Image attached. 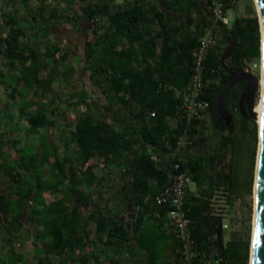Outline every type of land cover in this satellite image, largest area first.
<instances>
[{
  "label": "trees",
  "instance_id": "16d2710c",
  "mask_svg": "<svg viewBox=\"0 0 264 264\" xmlns=\"http://www.w3.org/2000/svg\"><path fill=\"white\" fill-rule=\"evenodd\" d=\"M37 1L35 12L28 11L29 0L19 1L21 7L22 4L26 6L25 11L19 10L20 6L16 1L13 4L8 2L11 5L5 13L4 30L0 34V87L3 90L0 89V92H5L10 106L5 112L0 107V178L4 175L8 179V182L1 180L6 185L5 190L0 184V231L3 228L9 230L11 241L9 245L0 244V264H5V250L13 249V240L17 234H24L28 221L41 226L37 236L43 237L44 241L40 247L34 240L36 253L30 264H92L91 258L94 254L91 250L83 252L82 248L92 245L93 238L118 247L127 243L132 236L130 229L117 214H112L109 209H100L97 193L90 188L97 181L95 168L91 164L96 151L105 156L106 165L117 162L118 166L125 167L124 183L126 191L130 193L125 197L132 206H143V212L137 217L141 221L143 214L152 206L159 207L154 196L169 180V166L165 168L159 163L154 154L148 152V145L158 146L170 155L175 148L177 135L184 129L185 121L180 117L182 126L177 131H172L163 124L162 115L160 121H153L154 125L156 124L154 130L140 134L134 128L129 130L131 118L123 113L120 128L113 127L108 112L114 111L109 102L102 98L95 101V110H101L103 113L101 118H96L92 113L93 108L89 107L90 104L93 105L92 90L89 89L88 92L84 86L76 90L75 98L68 102L75 109L84 106L89 110L79 113L75 129L70 136L75 142L76 151L74 155L68 151L66 156L59 157L58 147L50 138L44 136V128L56 124V120L52 119L49 113L51 106L57 103L54 111H61V102L59 96L55 95L54 86L56 79L62 75L57 57L61 55V59L66 60L72 55L70 50H62L58 36H54L51 47L43 46L44 36L52 32L50 24L56 27L67 23L74 31L81 26L84 28L83 74L91 86L96 85L101 89L102 97L107 99L109 91L104 85L110 81L114 92L123 93V80L128 72L121 77H114L112 73L109 77V45L103 41L101 43L98 38L96 46L94 45V15L99 13L98 4L95 6L92 0ZM84 1L87 2L83 3ZM223 1L228 9L233 0ZM28 14L32 18L31 22L27 19ZM242 20L243 18L236 19L235 25ZM247 21L251 27H240L239 34L245 38V42L240 40L235 43L233 57L239 58L245 53V48H250L248 55L260 59L261 32L257 14ZM29 30L32 31V36L26 39ZM218 66H222L221 60L212 57L210 53L206 61L205 78L220 76L218 72L212 73V69ZM235 69L240 71L242 67ZM74 72L75 68L68 71L70 78ZM132 75L139 77L141 73L134 72ZM226 80L225 78L219 84L206 85V97L211 102ZM72 87L77 88L75 85ZM242 90L243 87L240 90H227L226 109L216 114L214 122L211 120L210 109L208 122L213 131L211 136H199L195 124L201 119L194 121L190 133L193 144L185 150L188 158L184 162L181 160L182 168L201 188L199 195H193L192 200H186L185 203L191 219L192 236L199 242V264H249L251 226H248L246 239L234 234L232 239L225 241L223 217L214 216L210 208V198L218 186H223L232 197L230 204H233L242 192H252L253 172L249 181L240 185L237 132L251 133L256 137L258 124L255 119L245 117L241 113L239 98ZM49 93L53 96L46 101L45 97ZM28 94L33 96L29 98ZM124 107H127L126 102L122 103V108ZM148 107V104H144V111ZM14 108H17L16 117L25 121L24 124L18 122V128L23 131L17 136L12 134L11 130L14 124L13 120H10L11 109ZM22 136L24 138H21ZM216 137V147L213 148L212 140ZM165 139H169L171 148L164 147ZM133 151H136V154H133ZM255 156L254 150L252 160H255ZM51 158H54L52 163ZM46 174L59 178V181H46L43 178ZM153 179L159 185L156 193L150 186ZM96 185L100 186L98 183ZM51 186L55 190L63 187L64 194L48 199L46 191L50 190ZM26 190H30V193H24ZM13 193L16 195L14 200L11 199ZM149 195L152 199L150 204L145 202ZM80 208L90 209V214H84ZM159 209L166 213V208ZM104 234L108 240L104 239ZM147 236L146 232H142L138 240L149 252V247L143 243ZM27 253V248L21 245L16 254L17 258L12 260V263L28 261ZM149 264H154V258Z\"/></svg>",
  "mask_w": 264,
  "mask_h": 264
},
{
  "label": "crops",
  "instance_id": "0c3cea01",
  "mask_svg": "<svg viewBox=\"0 0 264 264\" xmlns=\"http://www.w3.org/2000/svg\"><path fill=\"white\" fill-rule=\"evenodd\" d=\"M14 1L20 6V0H0V34L4 30L5 13L9 11L10 5ZM234 1V3L229 4L227 9L230 23L225 25L215 22L209 0H92L95 6L97 4L100 6L99 13L94 15V45L96 46V38L101 43L103 41V43L109 45V77L112 73L114 77H121L128 72L123 80L125 88L123 93L114 92L111 81L104 85L109 91L107 99L102 97L99 87L90 85L81 69V66L84 65L85 48H80L85 43L84 28L81 26L74 31L67 23H61L58 26L55 24L56 27L51 23L52 32L46 33L44 36L43 46L51 47L54 36H58L63 47L62 50H70L72 55L66 60H62L61 55L57 57L62 75L56 79L54 86L56 89L55 95L59 96L61 102V111L59 113L55 112L54 109H56L57 103L53 104L49 113L51 118L56 120V124L44 128V136L50 138V141L58 147L59 157L63 158L68 151L74 155L76 151L75 142L72 141L70 136L75 129L76 118L79 113L88 112L89 110L84 106L75 109L68 102L70 99L75 98L76 90L84 86H86V91L90 92L89 89L92 90L93 105L90 104L89 107L93 108L92 113L96 118H101L103 113L101 110H95V101L102 98L109 102L114 111V113L112 111L108 112L113 127L120 128L119 123L122 121L121 118L124 113V115L131 118L129 130L134 128L141 134L154 130L156 124L154 125L153 121L155 123L160 121L163 115V124L172 131H177L182 126L179 105L186 94L189 82L191 53L198 38L206 29L209 27L214 28L217 44L210 53L212 57L222 62L221 67L218 66L212 69V73L218 72L220 76L207 79L208 81L212 80L210 83L219 84L225 78L227 79L229 72L225 68L243 67V60H259L258 57L248 55L250 48H245V53L240 55L239 58L233 57L236 49L235 43L240 40L243 43L245 42V38L239 34L240 27L247 26L250 28V22L247 20L256 14L255 7L247 6L245 0ZM85 2L87 1L83 3ZM37 4V0H29L27 4L28 11L35 12ZM77 4H79L78 1ZM102 6L103 12H101ZM25 8L26 6L22 4L19 10L25 11ZM240 18H243V20L236 26L235 20ZM27 19L30 22L32 21L29 14ZM28 33L26 39H30L32 36L31 30ZM46 49L50 50L52 48ZM96 57L95 54L94 58ZM49 60L52 63V59ZM71 68H75V72L70 78L68 71ZM134 72L141 73V75L135 77L132 75ZM72 85L77 88H73ZM0 89L3 91L2 87ZM32 96L33 94H28L29 98ZM52 96L49 93L45 100L49 101ZM123 102H126L127 107L122 108ZM144 104L149 106L146 111L143 109ZM0 105L3 112L6 111L7 107L10 108L5 92H0ZM12 109L10 120H13L12 123L14 124L11 126V130L12 134L17 136L20 131H23L18 128V122L24 124L25 121H21L16 117L17 108ZM152 111L157 113L153 118L150 115ZM208 115H205L195 124L199 136L209 137L213 133L209 127ZM114 117L117 119L115 120ZM63 133L65 137H63ZM50 134L51 136H49ZM168 140L163 141L165 148H171ZM216 141L217 137L213 138V148L216 147ZM96 152L91 164L95 168L97 181L90 188H93L97 193V202L100 209L102 211L109 209L112 214H117L130 229L132 236L127 243L118 247L106 242L101 243L93 238L92 245L83 247L82 251L91 250L94 254V257L91 258L92 264H149L152 258H154V264H177L176 257L179 244L171 231L165 226L164 218L154 216L153 212L158 210L159 207L152 206L149 211L143 214L141 221L138 220L137 217L143 212V206H132L129 199L125 197L130 195L126 191L127 187L124 183V179H126L125 167L118 166L117 162L106 165L105 156H101L98 151ZM133 152V154H136V151ZM148 152L154 154L156 160L165 168L169 166L171 156L166 154L162 148L148 145ZM186 152L181 155L183 162L188 158ZM50 161L52 163L54 158H51ZM102 176L103 182L101 183ZM43 178L50 183L59 181V178L50 177L49 174H46ZM1 180L8 182V179L4 175L0 178V183L4 187L3 190H5L6 185ZM97 183L100 185L99 187L96 185ZM150 186L151 190L156 193L159 185L155 179L152 180ZM62 189L63 187H58L55 190L51 186L50 190L47 189L46 196L49 199L64 194ZM200 191L201 188L195 181H192L186 200H192V196L199 195ZM24 193L29 194L30 190H26ZM149 197L151 196L145 198V202L148 201V204L152 200ZM14 198H16V195L13 193L11 199L14 200ZM231 198L223 186L216 187L210 198L212 214L222 216L223 223L226 224L228 219L222 211L227 209L228 201L230 202ZM79 210L86 215L90 214V209L80 208ZM40 228L41 226L36 222L31 223V221H28L24 227V234H17L16 239L13 240V249L5 250L4 263L13 264L12 260L17 258L16 254L23 245L28 251L26 257L28 261H20L18 264H30L36 253L34 240L38 242L40 247L44 242L43 237L37 236L39 230H41ZM142 232L148 234L147 240H143V243L149 247V252L138 240ZM9 233V230L4 228L0 231V244H11ZM223 235L225 241H228L232 239L234 233L230 232L227 227L224 228ZM104 237L105 240L109 239L106 238L107 235L105 234ZM77 264L80 263L77 262Z\"/></svg>",
  "mask_w": 264,
  "mask_h": 264
},
{
  "label": "built area",
  "instance_id": "2783aa9c",
  "mask_svg": "<svg viewBox=\"0 0 264 264\" xmlns=\"http://www.w3.org/2000/svg\"><path fill=\"white\" fill-rule=\"evenodd\" d=\"M212 8V15L215 22L228 25L230 18L223 0H209ZM233 0L231 3H234ZM217 44L213 27L206 29L198 38L197 44L191 53L190 77L186 88V94L179 105L182 119L185 121L184 129L177 135V141L173 153L170 154L169 180L155 194L154 200L160 208H166V213L161 209L153 212L155 217L164 218L165 226L171 231L179 242L177 264H199L200 254L199 242L192 236L191 219L185 207L186 196L192 176L182 168L181 155L189 145L193 144L190 135L195 120L202 119L210 113L212 102L206 97V85L212 80L205 78L206 61L210 52ZM241 71L246 73L259 74L262 66L261 57L259 60H243ZM151 116L156 111L150 112ZM193 151V149H192ZM241 196L235 198V203ZM228 224L223 223V228ZM210 263V260L208 261Z\"/></svg>",
  "mask_w": 264,
  "mask_h": 264
},
{
  "label": "water",
  "instance_id": "95a60500",
  "mask_svg": "<svg viewBox=\"0 0 264 264\" xmlns=\"http://www.w3.org/2000/svg\"><path fill=\"white\" fill-rule=\"evenodd\" d=\"M256 1L257 16L261 32V61L262 66L259 74L246 73L236 69L225 68L229 76L223 86L215 95L211 108V120L214 122L216 114L226 109L225 94L227 90L234 88L235 84L245 82L239 98L241 113L245 117L255 119L253 108L260 96L261 79L263 80V114L262 121L258 123L259 150L256 164V208L253 224V259L252 264H264V0ZM254 182V185H255Z\"/></svg>",
  "mask_w": 264,
  "mask_h": 264
},
{
  "label": "rangeland",
  "instance_id": "374dc122",
  "mask_svg": "<svg viewBox=\"0 0 264 264\" xmlns=\"http://www.w3.org/2000/svg\"><path fill=\"white\" fill-rule=\"evenodd\" d=\"M247 6L251 8L255 7V12L257 14V8L254 0H245L244 1ZM232 14V12L230 11ZM83 42V40H82ZM83 47L80 48H84ZM84 68L81 66V69ZM85 76V75H84ZM238 86V90H240ZM261 94V93H260ZM261 99V95L258 96V101ZM257 122V121H256ZM24 137V136H22ZM238 137V157L240 161V173H239V181L240 185L247 183L250 179V174L253 172V185L252 192H242L239 196L241 199L238 202H234L233 204L228 202L227 209L222 211L225 213V217L228 219V229L230 232L237 234L240 238H247L248 234V226H251V234H250V251H251V241H252V230H253V218H254V182H255V174H256V164H257V154L259 149V137L258 133L255 137L251 133L244 134L240 131L237 132ZM255 150V160H252V153ZM1 184V183H0ZM1 186V185H0ZM77 264V263H76ZM250 264V257H249Z\"/></svg>",
  "mask_w": 264,
  "mask_h": 264
},
{
  "label": "bare ground",
  "instance_id": "6f19581e",
  "mask_svg": "<svg viewBox=\"0 0 264 264\" xmlns=\"http://www.w3.org/2000/svg\"><path fill=\"white\" fill-rule=\"evenodd\" d=\"M256 3V1H255ZM257 10L259 12V8L257 7ZM261 84L263 85V80L261 79ZM261 85L260 87V93H261V99L259 102L255 104V107L253 108L254 114H255V119L258 121V123H261L262 121V114H263V86ZM259 150V149H258ZM254 213H255V208H256V182L254 185ZM255 218H253V224H254ZM252 259H253V235H252V241H251V251H250V264H252Z\"/></svg>",
  "mask_w": 264,
  "mask_h": 264
},
{
  "label": "flooded vegetation",
  "instance_id": "af4514ba",
  "mask_svg": "<svg viewBox=\"0 0 264 264\" xmlns=\"http://www.w3.org/2000/svg\"><path fill=\"white\" fill-rule=\"evenodd\" d=\"M244 83L245 82H240L238 84H235L234 88L233 89H238L237 87L240 86L239 88H242L244 86Z\"/></svg>",
  "mask_w": 264,
  "mask_h": 264
}]
</instances>
